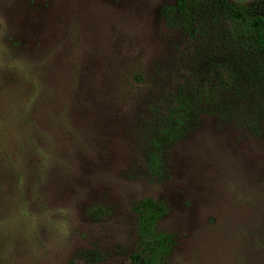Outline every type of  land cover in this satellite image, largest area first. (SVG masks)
<instances>
[{
    "label": "rangeland",
    "instance_id": "obj_1",
    "mask_svg": "<svg viewBox=\"0 0 264 264\" xmlns=\"http://www.w3.org/2000/svg\"><path fill=\"white\" fill-rule=\"evenodd\" d=\"M264 14V0H225ZM264 264V52L223 0H0V264Z\"/></svg>",
    "mask_w": 264,
    "mask_h": 264
},
{
    "label": "trees",
    "instance_id": "obj_2",
    "mask_svg": "<svg viewBox=\"0 0 264 264\" xmlns=\"http://www.w3.org/2000/svg\"><path fill=\"white\" fill-rule=\"evenodd\" d=\"M231 15L237 21L246 24L254 35L257 47L264 52V14L256 9H240L223 0ZM141 207L146 209L138 219L137 232L144 254L133 252L129 257V264H166L164 255L169 251L172 239L170 234L156 233L153 223L159 214L150 210L151 201L143 199Z\"/></svg>",
    "mask_w": 264,
    "mask_h": 264
}]
</instances>
